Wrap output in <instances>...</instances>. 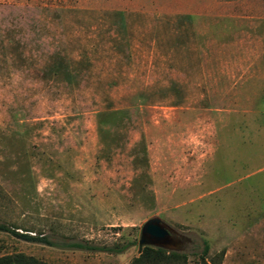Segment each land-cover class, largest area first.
<instances>
[{
  "label": "rangeland",
  "instance_id": "rangeland-1",
  "mask_svg": "<svg viewBox=\"0 0 264 264\" xmlns=\"http://www.w3.org/2000/svg\"><path fill=\"white\" fill-rule=\"evenodd\" d=\"M153 217L264 264V0H0V224L55 245L0 257L134 264Z\"/></svg>",
  "mask_w": 264,
  "mask_h": 264
},
{
  "label": "trees",
  "instance_id": "trees-1",
  "mask_svg": "<svg viewBox=\"0 0 264 264\" xmlns=\"http://www.w3.org/2000/svg\"><path fill=\"white\" fill-rule=\"evenodd\" d=\"M0 232L10 233L12 236L21 239L27 242H37L42 243L48 246H55L48 238L45 236H37L30 235L26 233H20L15 229L9 228L6 225L0 224ZM64 247L69 249H79V250H87L91 252H105L110 254H121L128 249L127 247L122 248H109V247H95L84 245L80 243H70L65 244ZM205 255L208 253V247H206L204 251ZM180 261V264H189L187 262L186 256L180 254L175 251H167L162 248H154V247H145L140 253L139 257L134 260V264H177ZM0 264H47L45 262H41L34 257L26 256L24 254H14L0 257ZM199 264H209L205 257H202V261Z\"/></svg>",
  "mask_w": 264,
  "mask_h": 264
},
{
  "label": "water",
  "instance_id": "water-1",
  "mask_svg": "<svg viewBox=\"0 0 264 264\" xmlns=\"http://www.w3.org/2000/svg\"><path fill=\"white\" fill-rule=\"evenodd\" d=\"M174 230L161 218L153 217L146 221L141 227L138 243L139 253L145 247L162 248L167 251H178L180 239L173 237Z\"/></svg>",
  "mask_w": 264,
  "mask_h": 264
},
{
  "label": "flooded vegetation",
  "instance_id": "flooded-vegetation-1",
  "mask_svg": "<svg viewBox=\"0 0 264 264\" xmlns=\"http://www.w3.org/2000/svg\"><path fill=\"white\" fill-rule=\"evenodd\" d=\"M171 235H172L173 237L178 238L177 235L175 234V231L172 232ZM182 243H183V239H180V246L182 245Z\"/></svg>",
  "mask_w": 264,
  "mask_h": 264
}]
</instances>
